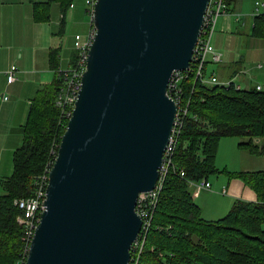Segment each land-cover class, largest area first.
<instances>
[{"label":"water","instance_id":"obj_1","mask_svg":"<svg viewBox=\"0 0 264 264\" xmlns=\"http://www.w3.org/2000/svg\"><path fill=\"white\" fill-rule=\"evenodd\" d=\"M210 0H96L93 42L24 264H129Z\"/></svg>","mask_w":264,"mask_h":264},{"label":"trees","instance_id":"obj_2","mask_svg":"<svg viewBox=\"0 0 264 264\" xmlns=\"http://www.w3.org/2000/svg\"><path fill=\"white\" fill-rule=\"evenodd\" d=\"M73 0L33 2L34 18L51 17L53 2L62 9L59 34H64L66 14ZM235 0H226L230 7ZM264 17L260 14L258 18ZM60 49L49 51L58 69ZM77 56L74 50L70 62ZM61 80L41 87L31 101L24 123L23 142L14 151L13 171L0 179V264H23L24 210L15 202L34 191V179L53 162L67 126L54 99ZM181 104L188 109L181 127L173 165L163 188L140 255V264H264V168L230 172L257 192V200L237 199L217 220L203 218L190 191V180L221 172L216 160L221 138L239 136V147L264 156V90L206 84L194 71L182 80ZM55 149V152H53ZM181 169L185 176L180 175Z\"/></svg>","mask_w":264,"mask_h":264},{"label":"crops","instance_id":"obj_3","mask_svg":"<svg viewBox=\"0 0 264 264\" xmlns=\"http://www.w3.org/2000/svg\"><path fill=\"white\" fill-rule=\"evenodd\" d=\"M256 1L235 0L219 16L213 42L216 50L221 52V59L215 61L212 53L208 55L205 68L207 76L214 75L220 82H232L241 89L264 90V17L258 18L260 14H264V7L257 5ZM33 2L34 0H0V179L13 171V166L6 167L4 163L13 159L14 151L23 142L24 123L32 99L41 87L55 82L58 69L70 64L72 54L67 37L63 40L64 34H59L62 17L60 3L53 2L51 17L39 21L34 18ZM71 3L74 5L71 6ZM71 3L67 8V12L70 10L69 18H84V11L78 7V0ZM88 8V5L85 6L87 12ZM54 10L58 12L56 17ZM92 24L91 19L88 32ZM57 47L60 49V63L56 71L50 64L49 51ZM12 64H16L18 70L16 78L8 81ZM4 90H10L13 97ZM238 148L247 155H252L247 150ZM242 169L256 168L243 166ZM211 184V189L206 190H213L212 181ZM224 186L223 184L220 193L232 200H257V192L240 177H230L226 187ZM221 209L228 211L225 207ZM207 219L213 218L210 216Z\"/></svg>","mask_w":264,"mask_h":264},{"label":"built area","instance_id":"obj_4","mask_svg":"<svg viewBox=\"0 0 264 264\" xmlns=\"http://www.w3.org/2000/svg\"><path fill=\"white\" fill-rule=\"evenodd\" d=\"M95 1L96 0H86L87 5L89 6L88 9L91 17L93 15ZM256 3L257 5H262L264 7V0H257ZM70 5L73 6L74 3H71ZM227 7L228 4L226 0L209 1V5L205 14L204 26L195 47L191 65L185 70H175L170 80L169 93L177 103L175 125L172 130L169 144L164 153V161L162 167L160 168V179L158 180L156 187L150 191L141 192L137 199L136 209L143 219V225L138 234L137 240L133 244L131 260L129 264H140V255L145 245L147 233L151 227L155 209L158 204L159 195L163 188L169 168L171 165H173V155L175 152L178 136L184 123V118L188 112L187 107L181 104L182 80L187 77L190 72L194 71L196 73V77L200 78L202 82L206 84L213 83L230 85L231 83L220 82L214 75L207 76L205 70L209 54L212 53L213 59L215 61L221 59V52L216 50L213 42V34L215 32L219 16L226 11ZM93 33L94 26L92 24V28L85 35L81 33H77L75 35L74 46L75 50L77 51V56L73 63L70 62L67 68L58 69V75L60 77L61 83L54 99V104L60 110L62 118L66 119L67 121L72 115L75 102L78 98L79 90L81 88L82 75L87 67L89 49L93 42ZM17 70L18 67L16 64H12L10 66L8 81H13L16 78ZM53 152H55V149H53ZM52 163L53 162H50L45 171L35 177L33 194L28 197L19 198L15 201L19 207L24 210V213L19 218V221L22 223L24 228L22 240L25 245V257H27L36 227L41 218V212L45 207L44 201L46 198L47 186L49 183V171ZM185 174V170L181 169L180 175L185 176ZM189 183L190 185L197 187L199 186L205 189L211 188V182L206 178L192 179ZM223 191L225 192L226 190L224 189ZM25 260H23V264Z\"/></svg>","mask_w":264,"mask_h":264},{"label":"rangeland","instance_id":"obj_5","mask_svg":"<svg viewBox=\"0 0 264 264\" xmlns=\"http://www.w3.org/2000/svg\"><path fill=\"white\" fill-rule=\"evenodd\" d=\"M85 6H87L86 0H78V7L83 9L84 18H82L81 16H77L74 19H70V10H68L66 15L67 27L63 35V40H65V38L67 37V41L70 42V52H73L75 50V35L77 33L85 35L88 32V25L92 17L91 14L85 10ZM54 16H58L57 10H54ZM68 66L69 64H66V67L61 68H67ZM5 92L10 97H13V93L10 90H6ZM20 135H22V132H20ZM242 139L244 138L239 136H225L220 140L216 166L220 169L221 172H218L216 174L212 173L209 177V179L213 183L212 191L206 190L205 188L199 186L197 187L190 185L189 187L195 201L200 206L203 218L207 219L210 216H212L213 218L207 220H217L221 218L228 213V211L232 208L236 201V199L232 200L228 196L220 193L221 189L223 188V184L225 185L224 187H226L227 185V180L230 178V172L232 173L233 171L241 170L243 166H245V168H264V156H252L251 154V156H249L244 151L242 152L238 148V142ZM4 166L12 167L13 159H8L4 163ZM4 192L5 191L3 187L0 186V195H2ZM223 207L228 208V211L226 212L225 209H221Z\"/></svg>","mask_w":264,"mask_h":264},{"label":"bare ground","instance_id":"obj_6","mask_svg":"<svg viewBox=\"0 0 264 264\" xmlns=\"http://www.w3.org/2000/svg\"><path fill=\"white\" fill-rule=\"evenodd\" d=\"M175 125V124H174ZM203 178H206V179H208L207 177H203ZM209 180V179H208ZM210 181V180H209ZM211 182V181H210ZM211 186H212V184H211ZM211 189V188H210ZM226 190V189H225Z\"/></svg>","mask_w":264,"mask_h":264}]
</instances>
